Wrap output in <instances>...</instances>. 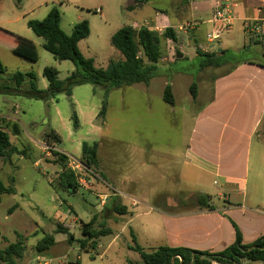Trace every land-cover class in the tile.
I'll return each instance as SVG.
<instances>
[{"label": "rangeland", "instance_id": "rangeland-1", "mask_svg": "<svg viewBox=\"0 0 264 264\" xmlns=\"http://www.w3.org/2000/svg\"><path fill=\"white\" fill-rule=\"evenodd\" d=\"M212 6V0H2L0 28L32 42L37 53L36 62L21 58L12 53L17 47L16 39L2 37L0 58L7 68L2 82L11 85L14 73L31 72L38 77V87L46 89L44 68H55L61 81L75 71L71 61L56 60L46 51L45 41L27 25L30 20H43L52 9L60 12L61 27L67 34L76 25L88 23L90 34L79 43L80 51L96 67L106 68L112 61L124 60L123 54L111 43L112 36L124 26L135 23L134 29L138 31L151 25L155 12L161 10L178 27L197 23L206 32L211 29L208 21ZM231 11L235 16L241 9L231 7ZM241 27L242 22L236 20L221 41L208 43L205 37L199 43L209 50L225 47L221 54L224 63L264 62L262 44ZM179 34V45L175 44L179 48L181 43L179 50L171 41L161 39L162 59L148 84L121 88L84 84L74 87L71 97L62 93L47 102L30 99L22 93L0 94V115L12 118L0 122V128L9 134L11 142L8 157H0V181L15 189L13 194H0V251L22 237L26 252L17 264H142L141 255L134 247L137 244L151 251L147 241L154 235L157 215L153 208L157 198L154 193L186 189L192 195L198 191L190 171L183 182L174 180V172L183 162L185 147L195 137L198 113L209 103L203 96L201 103L193 100L190 86L195 83L204 94L215 87L207 80L233 66L219 70L207 68L203 73L206 81H202L198 72L200 60L194 57L197 41L186 31ZM140 56L147 63L142 51ZM182 56L184 59H180ZM167 85L172 88L174 106L163 100ZM104 104L106 112L100 114ZM75 113L81 119L78 118V128L74 127ZM48 140L52 142L50 146ZM84 142L98 144V167L85 177L90 182L88 188L65 190L61 173L72 170L70 157L81 161ZM261 150L264 152V124L252 144L249 189ZM53 151L67 159L60 161ZM122 180H126V185L121 184ZM127 190H132L133 195ZM119 193L130 211L126 215L114 211ZM131 199L145 201L148 207L143 204L134 207ZM93 217L96 220L92 230L105 225L112 233L101 236L96 246L83 250L79 244L86 238L82 228ZM59 225L67 228L68 233L56 232ZM47 235L54 236V245L38 251L37 243ZM70 235L75 237L72 243ZM241 264L262 263L244 260Z\"/></svg>", "mask_w": 264, "mask_h": 264}, {"label": "crops", "instance_id": "crops-1", "mask_svg": "<svg viewBox=\"0 0 264 264\" xmlns=\"http://www.w3.org/2000/svg\"><path fill=\"white\" fill-rule=\"evenodd\" d=\"M217 1L225 0H212V4L215 5ZM227 1L238 3L237 8L241 9L238 21L242 22L241 29L244 33L247 31V21L264 18V11L257 12L258 0ZM212 19L213 10L212 17L208 21L211 25L210 30L204 32L197 23H194V29L187 32L195 42L197 41V51L217 54L221 59L225 47L209 50L199 41L205 37L208 43L221 41L223 35L231 31L233 26L225 29L218 39L209 41L207 35L213 30ZM173 21L166 12L157 10L151 25L146 26L160 34L167 27H171L179 38V32H184L180 30L183 26L178 27L179 24H174ZM136 26L135 23L131 24L133 28ZM2 37L19 38L23 43L34 46L29 40L0 28V40L3 39ZM257 41L264 48V42L258 39ZM173 45L176 47L175 44ZM179 48H182L181 43ZM12 53L36 62L30 56L18 53L15 49ZM194 57L200 60L197 53ZM180 59H184V56ZM226 66L233 67L207 80L215 84L213 89L202 94L197 87V98L193 100L201 103L203 96L204 99L208 98L209 103L203 105V109L198 113L194 129L195 137L191 138L188 146L185 147L183 162L179 164V170L174 172V180L181 183L188 177L190 171L196 180L198 191L192 195H189L191 192L186 189L173 193L162 191L159 195L157 192L154 193L157 198L153 201V208L157 215L154 218V235L150 241H147L151 244V250L167 246L220 253L235 243L238 232L245 245L254 243L264 235V152L262 150L257 158L253 185L251 189L248 188L252 144L264 124V62L244 60L208 68L219 70ZM206 69L198 70L199 79L202 81H206L203 76ZM0 117L12 119L9 115H0ZM78 118L80 119L79 114ZM121 184L126 185V180H122ZM126 192L129 195L134 193L132 190ZM118 195L115 202L122 205L121 193ZM200 195L210 198L211 209L199 205ZM213 198L217 201L214 202ZM108 202L109 200L105 206ZM139 204L148 207L145 201H140ZM129 212L127 209L126 214ZM133 219L134 217L127 223H131ZM119 221L121 218L117 219V222Z\"/></svg>", "mask_w": 264, "mask_h": 264}, {"label": "trees", "instance_id": "trees-1", "mask_svg": "<svg viewBox=\"0 0 264 264\" xmlns=\"http://www.w3.org/2000/svg\"><path fill=\"white\" fill-rule=\"evenodd\" d=\"M2 0H0L1 2ZM146 2L151 0H145ZM28 27L34 34L42 38L44 48L51 53L56 60L71 61L75 66L73 71L64 81L59 80V72L53 67H46L43 70V77L48 82V87L41 90L38 87V77L31 72H16L12 75L13 84H4L2 82L3 75L7 73V68L0 58V94H18L22 93L26 97L35 100L49 101L51 98L64 93L71 97L73 88L84 84L109 86L110 88H121L123 86H131L133 84H148L155 77L157 65L162 59L161 39L165 38L173 44H179V38L173 28L167 27L162 34L150 27L144 26L138 31L131 26H124L119 29L111 38L112 45L118 49L124 56L123 61L110 62L106 68L96 67L94 61L86 58L79 48V43L87 38L90 34L89 25L86 21L76 25L70 35L66 34L61 27V15L57 9H52L43 20H30ZM17 47L15 51L23 52L32 60H36L37 53L34 46L23 43L19 38H15ZM179 50L178 47H175ZM26 50V51H25ZM30 50V51H27ZM144 53L147 63L140 56V52ZM22 54V53H21ZM200 57V69L208 67H220L224 64L217 54H204L200 50L197 51ZM190 92L193 99L197 98V85L193 83L190 86ZM163 100L171 105H175V97L170 85L164 90ZM106 105L104 104L100 114H105ZM74 127H79V120L75 113ZM57 142L61 139L57 138ZM52 142L47 141L50 146ZM98 149L97 143L90 145L87 142L82 144L81 162L90 170L98 167ZM11 152V142L9 134L0 129V157L6 158ZM60 161L67 159L65 155L54 152ZM61 184L65 190L77 191L80 185L76 181L75 174L72 170L69 173L63 170L61 173ZM13 194V187H6L0 181V194ZM200 206L211 209L210 198L206 195H200L198 198ZM114 211L117 214L124 215L127 207L116 203ZM96 217H93L88 224L82 228L85 239L79 242L80 247L85 250L87 247L96 246L97 240L104 235L111 234V229H107L105 225L99 230H92ZM56 232L68 233V229L58 226ZM0 233V238H1ZM75 240L70 235L69 242ZM133 241L136 239L133 237ZM55 243L53 235H47L36 245L38 251H44ZM134 250L140 253L142 264H241L242 260L251 262H261L264 264V235L254 243L245 245L242 242L240 233H237L235 243L220 253L198 252L182 247H159L149 252L145 251L136 244ZM26 252V245L23 238L19 236L16 243L9 244L5 250L0 251V262L3 264H17Z\"/></svg>", "mask_w": 264, "mask_h": 264}, {"label": "built area", "instance_id": "built-area-1", "mask_svg": "<svg viewBox=\"0 0 264 264\" xmlns=\"http://www.w3.org/2000/svg\"><path fill=\"white\" fill-rule=\"evenodd\" d=\"M232 8H237L238 3L231 1H217L213 7V30L207 35L209 41L216 40L220 37L221 33L228 28H231L236 20H238V15L233 16ZM264 11V0H258L257 12L262 13ZM194 23H187L185 26L181 27V31H189L194 29ZM246 29L250 34H253L256 39L264 42V18H257L252 21L246 22ZM4 117H0V121L4 120ZM70 166L75 174L76 181L80 186L87 187L90 182L86 181L85 177L91 173L81 161L70 157ZM75 165V166H74ZM93 174V171H92ZM106 198V196L104 197ZM107 200V199H106ZM105 200V201H106ZM132 206L136 207L139 202L135 199H131Z\"/></svg>", "mask_w": 264, "mask_h": 264}, {"label": "water", "instance_id": "water-1", "mask_svg": "<svg viewBox=\"0 0 264 264\" xmlns=\"http://www.w3.org/2000/svg\"><path fill=\"white\" fill-rule=\"evenodd\" d=\"M176 45L178 46L179 44L176 43ZM243 261V260H242Z\"/></svg>", "mask_w": 264, "mask_h": 264}]
</instances>
